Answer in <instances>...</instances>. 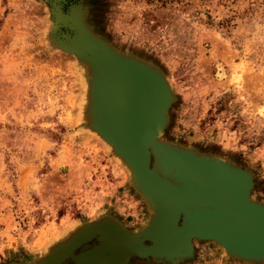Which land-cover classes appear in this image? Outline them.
Masks as SVG:
<instances>
[{
    "label": "rangeland",
    "instance_id": "374dc122",
    "mask_svg": "<svg viewBox=\"0 0 264 264\" xmlns=\"http://www.w3.org/2000/svg\"><path fill=\"white\" fill-rule=\"evenodd\" d=\"M51 1L0 0V264H30L102 215L134 232L150 217L127 168L85 126L87 73L52 42ZM59 3L81 4L96 34L163 71L174 100L162 140L249 169L251 198L264 203V0ZM194 244L181 264H263Z\"/></svg>",
    "mask_w": 264,
    "mask_h": 264
},
{
    "label": "water",
    "instance_id": "95a60500",
    "mask_svg": "<svg viewBox=\"0 0 264 264\" xmlns=\"http://www.w3.org/2000/svg\"><path fill=\"white\" fill-rule=\"evenodd\" d=\"M60 1L49 2V32L86 70L85 126L127 168L150 217L136 232L110 215L83 221L30 264H129L133 257L181 264L193 257L195 241L214 242L229 258L264 264V203L251 198L252 172L162 140L174 100L163 71L96 34L81 4L63 10Z\"/></svg>",
    "mask_w": 264,
    "mask_h": 264
},
{
    "label": "bare ground",
    "instance_id": "6f19581e",
    "mask_svg": "<svg viewBox=\"0 0 264 264\" xmlns=\"http://www.w3.org/2000/svg\"><path fill=\"white\" fill-rule=\"evenodd\" d=\"M49 23H50V22H49ZM91 115H92V113H91ZM78 227H79V226H77L76 229H77ZM80 228H81V227H80ZM80 228H79V229H80ZM74 229H75V228H74ZM76 229H75V230H76Z\"/></svg>",
    "mask_w": 264,
    "mask_h": 264
}]
</instances>
